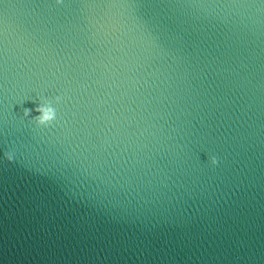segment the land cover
<instances>
[{"label": "clouds", "instance_id": "9594fccd", "mask_svg": "<svg viewBox=\"0 0 264 264\" xmlns=\"http://www.w3.org/2000/svg\"><path fill=\"white\" fill-rule=\"evenodd\" d=\"M57 3H61V0H57ZM60 101V97H56V102ZM32 112L37 113V115L33 116ZM25 117H31V121L34 122L37 126H49L51 125L57 118L56 109L52 106V102L42 98V103L35 107L34 109H25L24 110ZM15 153L13 151H7L4 153V157L8 162H12L14 160ZM210 163L213 167L218 164V159L216 156L210 157Z\"/></svg>", "mask_w": 264, "mask_h": 264}]
</instances>
